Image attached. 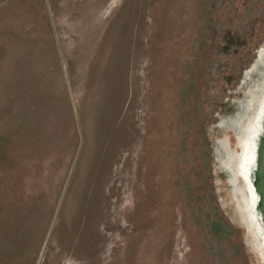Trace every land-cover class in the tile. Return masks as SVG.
<instances>
[{
    "label": "rangeland",
    "instance_id": "rangeland-1",
    "mask_svg": "<svg viewBox=\"0 0 264 264\" xmlns=\"http://www.w3.org/2000/svg\"><path fill=\"white\" fill-rule=\"evenodd\" d=\"M229 0H0V264H186Z\"/></svg>",
    "mask_w": 264,
    "mask_h": 264
},
{
    "label": "water",
    "instance_id": "water-1",
    "mask_svg": "<svg viewBox=\"0 0 264 264\" xmlns=\"http://www.w3.org/2000/svg\"><path fill=\"white\" fill-rule=\"evenodd\" d=\"M186 264H264V0H229Z\"/></svg>",
    "mask_w": 264,
    "mask_h": 264
}]
</instances>
